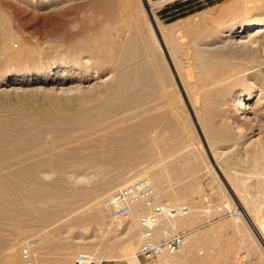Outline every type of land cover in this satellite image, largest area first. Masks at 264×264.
I'll list each match as a JSON object with an SVG mask.
<instances>
[{"label": "rangeland", "instance_id": "rangeland-1", "mask_svg": "<svg viewBox=\"0 0 264 264\" xmlns=\"http://www.w3.org/2000/svg\"><path fill=\"white\" fill-rule=\"evenodd\" d=\"M184 1L187 0L164 2L162 7L155 9V20L162 26H181L177 32L183 41L181 50L188 52L190 59L203 57L201 53L204 52L207 59L244 64L247 69L242 74L252 77L248 82L254 84L250 87L254 94L257 93L258 82L264 85V36L258 39L260 47L257 50L212 55L215 51L199 48L198 39L213 38L215 33L207 35L206 32H216L237 16L226 10L219 20L209 19L214 16L216 7H227L232 0H189V5L173 8L176 2ZM247 6L262 8L253 10L254 20L264 21V0H252ZM238 17L244 19L248 14ZM1 18L5 20L3 27L6 29L3 32L0 25L1 173L7 168L3 174L9 173V178H17L20 174L21 179L28 178L29 182H34L36 177L37 182L43 181L39 170L48 167L43 159L53 164L58 155L71 148L72 144H66L67 141L77 142L79 136L80 140L89 141V137L100 135L101 132L88 129L93 119L106 122L110 119L109 123L118 119L120 126L129 124L138 129L121 132L130 141L131 149L127 154L129 159L118 157L116 167L107 163L99 167L105 171L98 176L76 182L69 160L65 159V165H61L63 171L66 170L64 177L56 179L58 177L53 176L44 181L53 182L55 186L83 188L85 193V197L54 199L50 207L58 215L49 223L27 212L23 204L17 206L12 201V205L1 191L4 193L0 192L3 194L0 200L5 204L0 202V264H73L74 258L81 253L100 258V264H264V244L259 237V234L264 237V163L254 165L250 149L243 144L245 139H255L258 134L264 138V115L256 124L237 119L228 97L222 106H214L213 110L210 109L212 101L205 100L201 110L197 98L196 102L193 98L203 90L213 89L212 85L191 79L192 88L186 94L181 90L171 59L167 52L165 55L158 50L149 34L141 0H0ZM193 31L201 34L194 36ZM92 32L122 34L125 52L136 53L135 64H130L144 73L139 82L116 77L118 71L123 74L131 71L130 64H121L111 72L108 65H94L90 53L78 55L72 45L76 39L91 36ZM131 32L143 33L145 49L139 36L134 34L133 37ZM4 46L9 48L10 57L2 50ZM19 52L23 53L19 56ZM60 63L79 64L90 69L101 67L103 72L84 84L75 80L61 83L54 74L45 72L2 84L4 78L20 70L38 72ZM179 63L184 65L182 60ZM146 64L153 67L151 72L146 71ZM191 71L197 72L194 67ZM40 84H49L52 90L39 91ZM71 86L75 88L68 89ZM122 86H133L131 91L136 94L130 95L131 91L119 94ZM128 103L129 106H125ZM222 107L229 111L227 117ZM227 118L236 121L238 128ZM206 125L211 126L207 128ZM216 131H220V139H213ZM84 132L87 135H83ZM68 133L75 138L70 140ZM63 135L68 136L66 143L56 142L52 149L45 146L49 136ZM37 147H47L52 155L43 149L40 154L34 153ZM211 148H216L214 156L210 155ZM85 171L88 175L93 172L92 169ZM148 176L161 200L186 204L189 212L185 217H195H191L193 221L189 227H167L164 223L166 232L167 229H190L187 244L177 253L153 261L138 259L135 262L129 258L136 255L139 246L137 226L127 238H116L120 231L117 225L122 220L110 216L103 208V201L127 181ZM108 185L110 189L106 190ZM93 203L100 214L98 217L93 215ZM29 244L30 250L25 255L24 249Z\"/></svg>", "mask_w": 264, "mask_h": 264}, {"label": "bare ground", "instance_id": "bare-ground-1", "mask_svg": "<svg viewBox=\"0 0 264 264\" xmlns=\"http://www.w3.org/2000/svg\"><path fill=\"white\" fill-rule=\"evenodd\" d=\"M141 1L143 4V8L146 12V15H147L146 23L148 24V29L150 31L149 34H151L150 36H151L155 46L158 48V50L165 53V55L167 52V54H168L167 56H169L168 57L169 60L171 59V61H172L171 67L173 68V72L175 73V75H176V77H177V79L181 85V90H183L184 93L186 94L188 92V89L192 88L189 85V81L191 79H193L191 81H194V79H196V81H198V82L199 81L205 82L207 84V86L212 85L213 89L208 88L209 90H206L205 88H207V87H205V88H202V89L206 90V91L203 90V92L199 89L202 93L201 92H200L201 94L198 93L199 95L194 96V98H193L194 102H196V98H197V100L200 104L199 107L201 110L204 109L205 100H206V102H207V100L212 101V106L210 107V109L213 110L214 106H217V107H218V105L222 106L223 101L226 100V98L228 97V98H230V101H231V104H232L233 110H234L233 113L236 114L235 117L237 119L246 120V121L250 122L251 124H256V123L260 122L262 115H264L263 114L264 113V85L261 84L260 82H258V85H259L258 86L259 87L258 92L255 94L253 93L252 88L250 86L254 85V84L252 82H248V81H250V79L252 80V77L243 76V74H242V72L247 69V68H245L244 64H230V63L226 64V62H224L220 59H215V60L207 59L205 57L206 54L204 52L201 53V54H203L202 55L203 57H197L196 56L197 58L190 59L189 53L185 52L184 50H181L182 49L181 45H182L183 41H181V39H180L181 37L178 36V35H180V33L177 35V32L179 31L178 29L181 28V26L180 25H179L180 27L178 25L177 26L176 25L162 26L154 18L155 9L162 7L165 0H158V1L141 0ZM249 2L252 3V0H232V2L229 5H227V7L224 5L216 7V9L213 10L214 16L209 18L212 21L219 20V18L221 17V14L226 12V10L229 12H232V13L233 12L237 13V16H240V14H248V17L244 18V19H242V18L240 19L239 17L236 18L237 17L236 16L235 18L231 19V22L228 23L227 26L218 29L216 32H212V31L206 32L207 35H212V33L213 34L215 33V35L211 39L207 38L206 36H205L206 38L202 37V38L198 39L199 48H202V49H205L208 51L209 50L215 51V53H212V55L213 54H216V55L217 54H223V55L224 54H234L235 55V54H243L246 51L250 52L253 50H257L258 46H259L257 44L258 39L264 36V21H261V22L255 21L254 19L256 18V14L253 13V10L255 11V9L259 10L262 8H257V7H253V6L248 7L247 4ZM126 10H127V8L124 11H126ZM127 13H130V12L127 11ZM128 15H130V14H128ZM201 18L203 19V15L201 16ZM4 21H5L4 18H1L0 25L2 24V31L3 32L6 30L5 27H3V26H5ZM193 28H194V26H193ZM197 29H198V27H197ZM191 30H192V28H191ZM186 31L188 32V29ZM131 33L133 35L135 34V35L139 36L138 38L140 39V42L142 44L141 46H143L145 49L147 44H146V40H145L144 35L143 36L141 35L143 33L142 32H131ZM175 33H176V35H175ZM198 34H201V32H194V31L192 32V35H194V36H198ZM135 35L133 37H135ZM122 38H123L122 34H120L119 32H92L91 36H83V38L81 40H78V41L76 39V42L72 46L76 49V52L78 53V55H80L82 52L90 53V58L93 60L94 65H96V66L99 65V66H104V67H107L106 65H108V66H110L108 69L111 68L110 71L115 72L117 66L119 67V66H121V64H130V63L133 64L134 58H136V53L135 54L134 53L127 54L125 52L124 42L122 41L123 40ZM191 38H192V36H191ZM194 40H195V38H194ZM2 41H4V40H2ZM192 41H193V39H192ZM210 45H213V46H210ZM6 48L7 47L4 46L2 48V50L4 51V53L6 54L7 57H10L11 52H10L9 48L8 49H6ZM189 48H191V47H189ZM187 51H189V50H187ZM191 52H193V51H191ZM209 52H208V54H209ZM22 53L23 52H19L17 55L20 56ZM209 55H211V54H209ZM243 56H245V55H243ZM245 58H246V56L244 57L243 60H245ZM181 60L184 61V65L186 64L185 66L183 64H182L183 66H181V64L179 63V62H181ZM177 62L180 65L179 64L177 65L176 64ZM174 63H175V65H174ZM132 66H133V69H131V71H129L128 73L123 74V72L118 71V72H116L117 76L116 75L115 76L119 79H123V78H124V80H132L133 79V80H136L137 82H139L141 80V78L143 77L142 75L144 73L138 71L136 65H131V68H132ZM192 67H194L197 70V72L194 73L193 71H191ZM99 68L100 69L93 66V68L90 69L87 66L84 67V66H81L79 64L60 63L59 65L47 67V70L46 69L40 70L38 72L32 71L30 69H23V70H20L14 74H11L10 76H7V78H4V81L2 84L8 83L15 78L27 79L30 77H36V76H39V74L41 72H45L47 74H51V73L54 74L55 78L57 80H59L61 83L65 82V81L67 82L68 80H71V81L75 80V81L79 82L80 84H82V83L84 84L89 79L98 78V73L103 72L102 68L101 67H99ZM145 69L147 72L148 71L151 72L153 70V67L148 66V64H146ZM98 82H100V81H98ZM195 84H196V82H195ZM123 85L125 86V84H123ZM203 85H205V84H203ZM124 86H122V88L119 87V94L120 93H126L128 91H131L132 88H134L133 86L132 87H128V86L124 87ZM73 88H75V86L68 87V89H70V90L71 89L73 90ZM38 90L39 91L52 90V87H50L49 84H40L38 87ZM117 91H118V88H117ZM134 94H136V91L130 92V95H134ZM161 98H163V97H161ZM189 103L191 105V108L193 109L194 106H192L191 99H189ZM129 104L130 103H128V105L125 104V106H129ZM206 107H207V105H206ZM127 108H129V107H127ZM207 109L209 110V106ZM222 110H223V113L225 114V116L227 115V112H229L224 108ZM192 111L194 112V109ZM198 113H199V111H198ZM217 116H218V114H217ZM236 118H235V120H236ZM227 119L230 120L229 118H227ZM98 120L93 119V123L89 124L88 129L90 132L92 130L93 131L97 130L98 133H100V132L101 133L99 136L96 135L97 137H94V138L92 137L91 139L89 137V141H86V139L85 140L82 139L83 140L82 141V140H80V136H79V138H76V140L78 139L77 142L79 140L81 141V142H79V144L77 142H73V140L71 142L67 141V143H66V140L68 139V136H66V135H63L60 137H58V136L57 137L56 136L55 137H52V136L48 137L49 138V140L47 142L48 144H46L45 146L49 145L50 149H52V146L56 142H61V141L66 143V144L71 143L72 146L75 143H77V145H74L72 147L71 144H69L71 146V148L66 149L65 153H61L60 155H58L57 160H54L53 164H51L52 162H50L49 160L43 159V160H45V161H43V162H45L44 165L49 167V168L48 167L45 168V170H43V168H42V171L39 170V173L41 174V178L43 181L38 180L39 182H37V177H36L35 178L36 181L34 180V182H33V180H31L32 182L31 181L29 182L28 178L21 179L19 177L20 174H17V175H19V176H16L17 178H15V177L13 178V176H12L13 173H11L12 178H9L10 176H7V174L9 175V173L3 174L4 172H6L5 170L7 169L4 166L6 169L2 168L3 170L4 169L5 170L2 173L0 172V192L4 191L6 194H8L9 196L5 194V197H7V198L9 197L8 200H11V203H12V201H13V203L16 202L17 206H20L18 204H23L22 207L26 206L25 210L27 212H29L30 214L38 215L39 218L43 222L49 223L51 220L54 219V217H56L58 215L57 213L54 214V212H52V210H51L52 207H50V206H52L51 203L54 199L59 198V200H60V198H62V197H67V196L73 197V196H77V195H80V196L85 195L83 188H82L83 190L78 189V188L72 189V188H68L66 186L52 185L53 182L52 183L44 182V181L48 180V178H52L53 176L58 177L56 179H61L64 177L63 175L65 174L66 170L63 171V168L61 165L64 163L63 161L65 159L69 160V164H70L69 167L71 166L72 168L71 167L70 168L73 169V173L72 172L71 173L75 175V181L76 182H84V179L86 180V179L91 178L93 176H98V174H100V172L102 173L105 171V170L103 171L102 169H101L102 170L101 171L99 169V167L104 166L107 163L113 167H116L118 157L121 156L124 159L128 158V155H129L128 151L131 149L130 148V141L127 140V136L122 135L121 132L124 133V132L130 131V130H133V129H136V131H137L138 128H135L134 126H130L129 124L125 125V126H123V125L120 126L121 124H118L120 122L118 119L117 120L115 119L114 122H111L112 121L111 120L110 121L111 123H109L110 119L108 120V122H106L107 120L104 121V120L100 119L102 122H100V120L99 121ZM230 122H231V125H233V127L238 128V125L235 123L236 121L230 120ZM116 123L120 127L117 126ZM109 125H110V127H109ZM115 126H117V128ZM206 126L208 128L211 125H206ZM79 127H81V126H79ZM86 129L87 128H85V132L86 131L88 132V130H86ZM77 130H79V129H77ZM74 132H76V131H74ZM85 132L83 133V135H87L86 134L87 132L86 133ZM214 134H216V135H214L213 139H220L219 138V136L221 135L220 131H216V132H214ZM72 135H74V134H72ZM72 135H71V137L73 139L74 136H72ZM69 137H70V134H69ZM71 137H70V140H71ZM87 138H88V136H87ZM243 144L250 149V152L252 153V162L254 165L264 163V138H262L260 136V134H258L257 138H255V139H251V138L245 139L243 141ZM59 146H61V145H59ZM66 146H68V145H66ZM211 147H213V146H211ZM216 147H217V145H216ZM55 148H57V147H55ZM42 149L45 151H48L47 147L46 148L45 147H37L33 150V152L34 153L37 152V154H40L39 151H41ZM215 150H216V148L215 149H212V148L209 149L211 156H214L213 154L215 153ZM51 152H53V150H51ZM45 153L49 154L50 150L48 152H45ZM50 155H52V154L50 153ZM49 157H51V156H49ZM50 165H53V168L50 167ZM63 165H65V163ZM69 167H67V168H69ZM65 168H66V166H65ZM107 168H108V166H107ZM86 169H92L93 170L92 174H90V175L86 174V171H85ZM0 171H1V168H0ZM11 171H13V170H11ZM14 171H15V169H14ZM15 173H14V175H15ZM17 173H18V171H17ZM18 177H19V179H18ZM148 178L151 179L149 176H148ZM128 182L129 181H127L126 184ZM39 186H40V188H39ZM41 187L43 189H41ZM108 189H110L109 185L106 187V190H108ZM85 191H86V188H85ZM4 192H1V193H4ZM2 195L3 194H0V196H2ZM73 199H72V201H73ZM2 200H0L1 203L3 202ZM67 200H68V197H67ZM92 201H94V200H92ZM3 203L5 204V202H3ZM13 203H12V205H13ZM87 203H88V201H87ZM90 203H92V202H89L88 204H90ZM93 205H94L93 215L98 217L100 214H98V212L96 211V204L93 203ZM91 206H89V207H91ZM89 211H91V210H89ZM192 216L179 218V219H175V220H166L165 223L168 225L167 227H169V225L171 227H177V226L178 227L179 226L180 227L181 226L182 227H189L190 225H192V223H191V221H193L192 218L195 217L194 215H192ZM117 226H118L117 228H119L120 231L117 233L116 238L117 237L121 238V237H125V236L127 238V236L129 234L131 235V232H134L133 230H134V227H136V224L134 223L133 220L129 219V220H125V221L122 220L121 222H119V224ZM259 237H260L262 243L264 244V237L261 236L260 234H259ZM126 238H124V239H126ZM126 240H128V239H126ZM125 249H127V247ZM10 254L12 255V253H10ZM129 259H131V261H135V262L139 261L138 258L136 257V255H134V256L132 255V257ZM10 260H11V257H10ZM12 261H14V260H12ZM100 261H101L100 258L95 257V264H100Z\"/></svg>", "mask_w": 264, "mask_h": 264}, {"label": "built area", "instance_id": "built-area-1", "mask_svg": "<svg viewBox=\"0 0 264 264\" xmlns=\"http://www.w3.org/2000/svg\"><path fill=\"white\" fill-rule=\"evenodd\" d=\"M172 1L165 0L166 3ZM103 208L113 218L134 221L140 240L136 252L138 259L153 261L170 256L187 244L190 229H167L166 232L164 223L185 217L189 207L161 200L147 177L137 178L113 191L104 199ZM29 250L30 244L23 253L27 255ZM73 264H95V258L81 253L74 258Z\"/></svg>", "mask_w": 264, "mask_h": 264}, {"label": "trees", "instance_id": "trees-1", "mask_svg": "<svg viewBox=\"0 0 264 264\" xmlns=\"http://www.w3.org/2000/svg\"><path fill=\"white\" fill-rule=\"evenodd\" d=\"M191 3V1L187 0V1H184V2H176L174 5H173V8L176 9V8H182L183 6L185 5H189Z\"/></svg>", "mask_w": 264, "mask_h": 264}]
</instances>
